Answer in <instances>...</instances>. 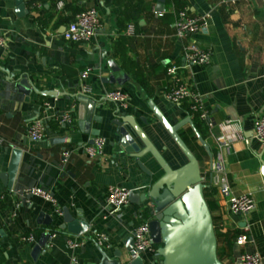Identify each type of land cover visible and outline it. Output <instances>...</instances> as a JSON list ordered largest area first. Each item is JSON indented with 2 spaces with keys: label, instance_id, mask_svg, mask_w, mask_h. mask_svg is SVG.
I'll use <instances>...</instances> for the list:
<instances>
[{
  "label": "crops",
  "instance_id": "crops-1",
  "mask_svg": "<svg viewBox=\"0 0 264 264\" xmlns=\"http://www.w3.org/2000/svg\"><path fill=\"white\" fill-rule=\"evenodd\" d=\"M21 1V2H18ZM63 7L58 9V4ZM184 9L192 17L206 18L205 30L181 38L175 22ZM95 9L102 29L88 44H71L63 39L69 24L79 13ZM163 14L162 17L160 15ZM134 36L127 35L128 26ZM0 32L6 44L0 47V264H98L96 237L106 234L103 249L114 260L115 253L129 259L126 241L139 223L142 208L129 203L116 217L104 210L112 186L143 193L150 179L132 165L114 158L116 140L111 125L116 106L103 100L106 91L122 90L129 96L121 111L148 117L153 123L146 133L173 168L187 159L162 125L152 116V101L175 125L188 114L187 104L174 105L166 95L170 89L167 69L185 65L184 50L196 44L211 53V64L183 71L187 85L203 99L209 121L194 122L223 169L232 196L252 194L255 208L249 214L232 216L228 198L212 182L205 149L187 126L182 134L187 146L200 160L207 178L206 199L215 206L214 223L220 237L218 248L224 264H236L244 253L259 254L264 264V144L253 138L255 121L264 110V3L260 0H0ZM112 61L120 68L113 73ZM91 70L86 81L89 95L100 102L92 121L86 123V108L74 95L82 94L80 75ZM11 75L30 77L42 92L56 91V98L27 96L18 92ZM114 76L121 84L111 83ZM51 108L44 112L43 106ZM44 112V113H43ZM45 115L49 121L47 139L32 142L27 128ZM69 117L71 124L58 125L56 118ZM230 122V125H226ZM51 123L56 126H51ZM98 137L107 140L101 157L90 160L82 147ZM219 137L228 138L224 148ZM55 139H64L55 142ZM5 148H9L8 153ZM22 150L16 176L8 188L11 150ZM71 152L64 163L63 153ZM211 175V179L209 176ZM40 187L52 192L56 205L41 198L25 199L21 192ZM28 201V203H26ZM23 205L13 217L15 206ZM81 215L89 231L76 236L64 228L61 211ZM56 234L44 248H38L45 234ZM33 235V244L22 237ZM71 237L87 242L76 251L67 247ZM244 238V243L238 241ZM144 260L153 256L145 254Z\"/></svg>",
  "mask_w": 264,
  "mask_h": 264
},
{
  "label": "water",
  "instance_id": "water-1",
  "mask_svg": "<svg viewBox=\"0 0 264 264\" xmlns=\"http://www.w3.org/2000/svg\"><path fill=\"white\" fill-rule=\"evenodd\" d=\"M159 3L164 4L166 0H159ZM109 67L114 74L121 71L112 61L109 62ZM10 81L18 92L27 96V99L32 93L40 97L60 96L56 91H40L34 81L25 75L19 77L11 75ZM109 81L121 84L114 76L110 77ZM73 98L84 105L87 112L85 121L90 123L100 102L83 93L74 95ZM148 107L152 116L183 153L187 163L173 169L146 133L145 129L153 126L149 118L137 119L116 106L111 123L116 128L114 131L116 140L111 145L115 152L114 158L134 166L150 179V184L144 188L143 193L130 191L129 203L142 208V215L149 221L150 237L161 258L159 264H224L218 255L214 218L205 195L208 188L207 178L202 171L200 160L187 146L182 130L187 126L190 127L205 149L210 167L213 165L214 155L190 116L172 125L152 101L148 103ZM90 135L92 138H97L100 131L91 132ZM62 140L64 139L54 141L58 143ZM93 143L92 140L89 144ZM8 151L9 148H5V152ZM21 156V149L11 150L7 172L9 189L16 176ZM261 175L264 179V163ZM209 178L211 179V175ZM61 215H63L64 228L70 234L82 236L89 231V225L80 217L81 215L75 218L68 209L61 211ZM50 236V234L43 235L38 248H44ZM125 245L126 249L131 251L134 247L133 237L129 238ZM98 253L100 256L98 264H145L143 258L130 262L128 259H123L120 253H115V259L112 260L107 250L100 247Z\"/></svg>",
  "mask_w": 264,
  "mask_h": 264
},
{
  "label": "built area",
  "instance_id": "built-area-1",
  "mask_svg": "<svg viewBox=\"0 0 264 264\" xmlns=\"http://www.w3.org/2000/svg\"><path fill=\"white\" fill-rule=\"evenodd\" d=\"M264 3V0H260ZM63 7L62 3L58 4V9ZM163 14L160 15L162 17ZM206 18L192 17L184 9L178 13L175 28L177 35L181 38H186L190 35L201 33L205 30ZM102 29V22L98 12L95 9L85 10L75 16L74 20L69 24L66 31L63 34V39L71 44H88L92 43L100 33ZM135 27L133 25L128 26L127 35L134 36ZM6 38L0 32V47L5 46ZM211 53L209 51L201 49L196 44L188 45L184 50L185 65L180 67L176 64H172L167 69V77L170 82V89L166 95L167 100L174 104H187L188 114L195 122L200 124H206L209 121L208 112L205 110L203 99L199 93L191 89L183 78L184 69L193 66H208L211 64ZM91 70H86L80 75L82 93L91 95V87L86 84L89 79ZM103 100L108 103H112L115 106L125 109L127 107L129 96L122 90L106 91L103 94ZM51 105L45 103L43 106L44 112L49 110ZM43 112V113H44ZM48 119L45 115L36 119L27 128L28 138L32 142H42L47 139ZM55 123L58 125L71 124L69 117L56 118ZM226 125H230L227 122ZM253 138L259 143L264 144V110L255 121ZM230 140L225 137H219L218 142L224 148L229 146ZM107 144V140L103 137H97L94 139L92 145H85L82 147L84 154L90 159L95 160L101 157L104 153V148ZM5 145V141L0 137V147ZM64 163H67L71 158V152L65 151L63 153ZM212 182L219 190L228 198V211L232 216H243L249 214L255 208V199L252 194H244L242 196H232L229 183L223 174L222 167L218 164H213L211 168ZM130 191L124 188L112 186L108 189L107 198L105 201L104 210L108 216H114L120 214L124 207L129 204ZM22 197L25 199L38 197L47 202L56 205V201L51 191L35 187L25 189L21 192ZM28 203V201H26ZM23 205L18 203L15 206L13 217H16L17 210ZM56 234L53 233L50 239H54ZM134 239V247L129 253V261H135L139 258L144 259V255L150 253L153 259L145 261V264H159L161 261L157 252V247L153 245L150 237L149 221L143 215L139 220V223L132 232ZM20 241L24 244H33L35 242L34 236L30 235L22 237ZM239 242L244 243V238L240 237ZM87 242L84 237H71L67 241V247L70 250L76 251ZM109 242V238L106 234H100L96 237L97 246L103 248ZM236 264H263L262 257L259 254L244 253L237 259Z\"/></svg>",
  "mask_w": 264,
  "mask_h": 264
},
{
  "label": "trees",
  "instance_id": "trees-1",
  "mask_svg": "<svg viewBox=\"0 0 264 264\" xmlns=\"http://www.w3.org/2000/svg\"><path fill=\"white\" fill-rule=\"evenodd\" d=\"M182 10H184V7H182V8L180 9V11H182ZM51 126H56V124L51 123ZM183 137H184V140L187 142L186 137H185L184 135H183ZM207 202H208V205H209V207H210V210H211V212H212V214H213L216 208H215L214 204L212 203V201H210L209 199H207ZM215 228H216L217 238L219 239V237H220V232H219V230H218V228H217L216 225H215ZM218 255H219L220 259L222 260V256H223V254L221 253V251L219 250V248H218Z\"/></svg>",
  "mask_w": 264,
  "mask_h": 264
}]
</instances>
